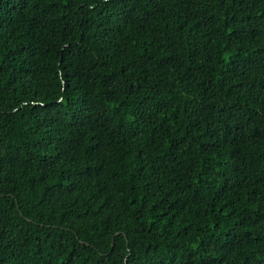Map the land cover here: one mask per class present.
<instances>
[{
  "label": "trees",
  "instance_id": "1",
  "mask_svg": "<svg viewBox=\"0 0 264 264\" xmlns=\"http://www.w3.org/2000/svg\"><path fill=\"white\" fill-rule=\"evenodd\" d=\"M0 264H264V0H0Z\"/></svg>",
  "mask_w": 264,
  "mask_h": 264
}]
</instances>
